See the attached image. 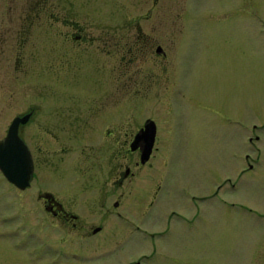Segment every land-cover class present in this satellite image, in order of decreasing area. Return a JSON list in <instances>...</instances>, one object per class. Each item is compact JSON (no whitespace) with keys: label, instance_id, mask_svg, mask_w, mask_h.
Segmentation results:
<instances>
[{"label":"rangeland","instance_id":"obj_1","mask_svg":"<svg viewBox=\"0 0 264 264\" xmlns=\"http://www.w3.org/2000/svg\"><path fill=\"white\" fill-rule=\"evenodd\" d=\"M60 2L0 0V31L8 28L12 15V32H23L29 12L54 10ZM153 2L63 0L65 8L88 10L81 15L88 23L143 25L144 64L156 59L151 44L159 43L165 52L158 61L159 81L148 89L138 87L137 71L130 69L134 84L125 94L119 65L113 63L110 105H143L145 116L157 119L161 136L154 160L161 187L143 189L135 184L125 194V215L157 213L161 218L155 235L160 250L149 264H264V0ZM97 9L102 14L94 17L91 10ZM33 24L30 39L40 40L38 25L44 23L36 17ZM2 50L0 137L29 92L46 89L43 80L29 81L21 73L13 80L14 50ZM132 63L137 69L136 58ZM88 84L49 82L48 88L82 90ZM34 189L13 187L0 171V264H64L55 250L81 247L82 241L46 222ZM154 193L153 208L140 213ZM184 221L191 225L182 226ZM135 243L127 238L122 245L113 244V251L87 253L70 264H105L104 257H110L111 264H119L121 257L125 264L139 253L131 248Z\"/></svg>","mask_w":264,"mask_h":264},{"label":"flooded vegetation","instance_id":"obj_2","mask_svg":"<svg viewBox=\"0 0 264 264\" xmlns=\"http://www.w3.org/2000/svg\"><path fill=\"white\" fill-rule=\"evenodd\" d=\"M60 1L57 9L29 12L26 16L29 25L23 32H12V15L8 28L0 31V49L14 50L10 53L12 79L17 80V74L21 73L29 81L39 79L46 84L43 92L30 91L23 108L14 110L12 115L11 120L24 118L18 122L17 132L28 149L31 172L24 188L9 182L21 190L35 187L37 207L44 213L46 222L57 225L63 235L82 241L81 247L55 250L64 264L97 250L113 251V244L122 245L127 238H134L136 243L131 248L139 253L125 264H149L160 250L155 235L160 231L161 218L157 213L128 217L124 211L125 194L135 184L143 189L161 187L162 176L154 164L161 136L157 119L145 116L143 105H110L111 81L115 63L122 76V94L134 84L130 69L137 71L136 86L148 89L154 81H159L162 67L158 61L165 52L154 42L152 56L156 59L153 57L152 63L144 64L147 52L143 25L88 23L81 19L88 10L65 8L63 0ZM91 12L94 17L102 14L98 9ZM36 17L44 23L38 25L40 40L30 39H34L31 28ZM40 17L53 20H40ZM132 49L134 52H130ZM134 58L137 69L132 67ZM147 64L150 66L146 67ZM6 73L10 70L6 69ZM75 80L88 81V87L77 91L48 88L49 82L55 85ZM149 123L154 126L152 148L144 158L150 141L151 132L146 128ZM154 204L155 193L146 206L140 207V213L148 212ZM190 225L188 221L182 224ZM102 232L103 239L95 238ZM104 261L111 264L110 257H104ZM118 263L121 264V257Z\"/></svg>","mask_w":264,"mask_h":264},{"label":"water","instance_id":"obj_3","mask_svg":"<svg viewBox=\"0 0 264 264\" xmlns=\"http://www.w3.org/2000/svg\"><path fill=\"white\" fill-rule=\"evenodd\" d=\"M24 118L15 117L8 125L6 134L0 138V170L5 177L20 188H24L29 183L31 172V160L28 149L18 135V122ZM151 122H153L151 120ZM146 128L151 132L150 141L147 145L144 158H147L152 148L153 124H146ZM142 156V157H143Z\"/></svg>","mask_w":264,"mask_h":264}]
</instances>
